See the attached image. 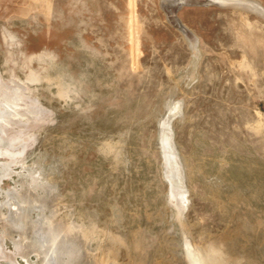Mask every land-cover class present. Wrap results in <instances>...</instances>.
Returning a JSON list of instances; mask_svg holds the SVG:
<instances>
[{
  "label": "rangeland",
  "instance_id": "1",
  "mask_svg": "<svg viewBox=\"0 0 264 264\" xmlns=\"http://www.w3.org/2000/svg\"><path fill=\"white\" fill-rule=\"evenodd\" d=\"M0 248L264 264V0H0Z\"/></svg>",
  "mask_w": 264,
  "mask_h": 264
},
{
  "label": "bare ground",
  "instance_id": "2",
  "mask_svg": "<svg viewBox=\"0 0 264 264\" xmlns=\"http://www.w3.org/2000/svg\"><path fill=\"white\" fill-rule=\"evenodd\" d=\"M215 2H224V0H214ZM235 1V0H234ZM235 4V3H234ZM252 5V4H251ZM257 5V4H256ZM255 9V8H254ZM261 9V8H260ZM263 10V9H262ZM163 142V141H162ZM166 142V140H165ZM167 143V142H166ZM166 143H163L164 145V149H167L169 146L166 145ZM179 167V166H178ZM176 184V183H175ZM175 186V185H174ZM181 192V191H180ZM11 193V192H9ZM9 195V194H8ZM11 197H9V199H7V205H8V210L10 211V215H9V219H14V214L16 213V208H17V205L11 201L10 199ZM53 247V246H52ZM53 249V248H51ZM51 252V251H50ZM54 252V250H53ZM71 255V253H70ZM64 256V255H63ZM50 259H49V264H57V259L54 257V254L51 253L49 255ZM0 258H8V255L0 248ZM73 259V258H72ZM70 262V261H69Z\"/></svg>",
  "mask_w": 264,
  "mask_h": 264
},
{
  "label": "water",
  "instance_id": "3",
  "mask_svg": "<svg viewBox=\"0 0 264 264\" xmlns=\"http://www.w3.org/2000/svg\"><path fill=\"white\" fill-rule=\"evenodd\" d=\"M209 1H211V2H215L214 0H208V2ZM217 3V2H216ZM180 4H184V3H180ZM182 26L180 25V28H181Z\"/></svg>",
  "mask_w": 264,
  "mask_h": 264
}]
</instances>
